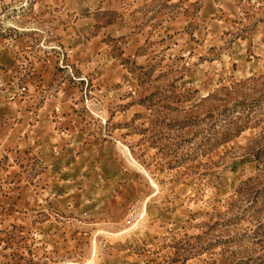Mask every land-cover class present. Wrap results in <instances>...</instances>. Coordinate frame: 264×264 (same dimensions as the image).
Instances as JSON below:
<instances>
[{
    "label": "rangeland",
    "instance_id": "obj_1",
    "mask_svg": "<svg viewBox=\"0 0 264 264\" xmlns=\"http://www.w3.org/2000/svg\"><path fill=\"white\" fill-rule=\"evenodd\" d=\"M0 264H264V0H0Z\"/></svg>",
    "mask_w": 264,
    "mask_h": 264
}]
</instances>
